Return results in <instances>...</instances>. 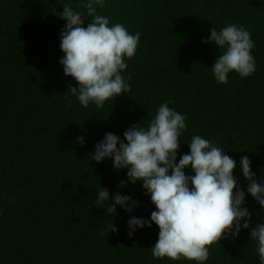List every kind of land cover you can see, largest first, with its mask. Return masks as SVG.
<instances>
[{
    "label": "trees",
    "instance_id": "16d2710c",
    "mask_svg": "<svg viewBox=\"0 0 264 264\" xmlns=\"http://www.w3.org/2000/svg\"><path fill=\"white\" fill-rule=\"evenodd\" d=\"M78 2L0 0V264H195L154 259L155 224L129 236L130 216L149 219L155 210L150 197L139 182L117 187L126 169L89 157L106 133L123 138L132 124L146 126L170 101L186 116L178 159L200 135L237 161L239 186L246 190L243 155L264 178V0H106L97 14L141 36L122 72L131 77V90L99 109L81 106L68 93L77 83L59 64L66 22L58 14L66 5L86 14ZM227 24L250 32L256 71L247 78L229 73L221 84L210 70L219 50L201 41L212 27ZM185 174L194 173L189 168ZM100 187L132 196L139 207L128 213L117 206L107 215L111 200L105 208L94 203ZM246 201L252 226L264 223V210L250 195ZM205 264H260L249 230L210 245Z\"/></svg>",
    "mask_w": 264,
    "mask_h": 264
},
{
    "label": "clouds",
    "instance_id": "9594fccd",
    "mask_svg": "<svg viewBox=\"0 0 264 264\" xmlns=\"http://www.w3.org/2000/svg\"><path fill=\"white\" fill-rule=\"evenodd\" d=\"M105 2L79 0L77 6L82 5L86 14L70 5L63 6L64 11L58 14L66 22L60 32V50L64 55L59 64L64 74L77 83L68 93L85 108L90 104L102 108L106 101L131 90V77L122 72L128 67L125 58L136 54L141 34H130L121 23L109 26L108 17L97 14V7L103 8ZM85 19L90 21L86 27ZM201 42L214 43L219 50L210 67L217 83L227 84L232 72L247 78L256 71L254 42L243 25L227 24L219 31L212 27L210 36ZM170 103H161L146 126L143 122L132 124L123 138L106 133L89 157L96 163L110 159L117 171L126 169V179L117 187L123 189L139 182L150 197L155 210L149 219L130 216L129 236L155 224L159 228L158 239L150 249L154 259L183 258L205 264L210 245L249 230V240L255 242L259 262L264 264V223L252 226L254 213L249 211L246 201V195H250L264 210V178L257 177L252 161L243 155L239 167L247 181L246 190L239 186L233 174L237 161L200 135L192 136L186 144L189 152L178 159L183 143L180 137L187 128L186 116L170 108ZM77 142L82 144L83 137H78ZM189 168L193 175L185 174ZM109 200L112 203L105 208ZM94 203L102 205L100 208H105L110 216L117 213V206L128 213L139 207L132 196L121 192L110 195L103 187L96 191ZM111 230H116L114 224Z\"/></svg>",
    "mask_w": 264,
    "mask_h": 264
}]
</instances>
